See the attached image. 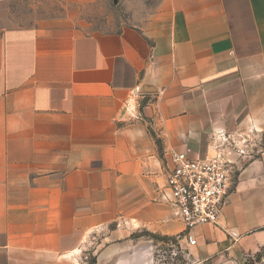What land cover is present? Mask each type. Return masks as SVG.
<instances>
[{
  "label": "crops",
  "instance_id": "obj_1",
  "mask_svg": "<svg viewBox=\"0 0 264 264\" xmlns=\"http://www.w3.org/2000/svg\"><path fill=\"white\" fill-rule=\"evenodd\" d=\"M44 1L0 0V264H87L101 231L95 264H153L142 231L191 264H264V152L235 155L223 215L193 242L161 199L172 153L205 158L216 131L264 123V0H159L94 33L69 8L97 0Z\"/></svg>",
  "mask_w": 264,
  "mask_h": 264
},
{
  "label": "built area",
  "instance_id": "obj_2",
  "mask_svg": "<svg viewBox=\"0 0 264 264\" xmlns=\"http://www.w3.org/2000/svg\"><path fill=\"white\" fill-rule=\"evenodd\" d=\"M211 147L214 153L205 158L191 157L189 149L172 153L161 193L191 242L193 229L219 223L234 184V157L249 155L245 141L238 140L235 133L216 131Z\"/></svg>",
  "mask_w": 264,
  "mask_h": 264
},
{
  "label": "rangeland",
  "instance_id": "obj_3",
  "mask_svg": "<svg viewBox=\"0 0 264 264\" xmlns=\"http://www.w3.org/2000/svg\"><path fill=\"white\" fill-rule=\"evenodd\" d=\"M159 0H97L85 6L71 7L76 18L74 22L78 29L84 33L98 31H115L124 26L142 23L155 9ZM48 13L59 14L66 10L57 3L44 1ZM136 99L131 106L133 112L141 113L146 103L144 93L137 92ZM237 139L245 141L249 155H257L264 152V123L255 125L251 123L235 132ZM107 233L96 232L86 242L81 253L82 259L87 264H95L97 253L108 244ZM146 235L145 231L139 232L138 236ZM110 236V235H109ZM110 238V237H109ZM153 244V264H191L184 249L176 240L162 241L158 238L149 237Z\"/></svg>",
  "mask_w": 264,
  "mask_h": 264
},
{
  "label": "trees",
  "instance_id": "obj_4",
  "mask_svg": "<svg viewBox=\"0 0 264 264\" xmlns=\"http://www.w3.org/2000/svg\"><path fill=\"white\" fill-rule=\"evenodd\" d=\"M146 235H148L149 237H153V238H158L162 241H169V240H176L175 238L169 237V236H162V235H158V234H154L151 232H146ZM136 237V236H135ZM261 258V255H258L256 257L255 260H259ZM254 260H250L249 263H253ZM203 264H210V263H203Z\"/></svg>",
  "mask_w": 264,
  "mask_h": 264
},
{
  "label": "water",
  "instance_id": "obj_5",
  "mask_svg": "<svg viewBox=\"0 0 264 264\" xmlns=\"http://www.w3.org/2000/svg\"><path fill=\"white\" fill-rule=\"evenodd\" d=\"M115 2H117V0H115ZM136 92L147 93V92H152V89H150L148 85H145L144 87L139 88Z\"/></svg>",
  "mask_w": 264,
  "mask_h": 264
}]
</instances>
